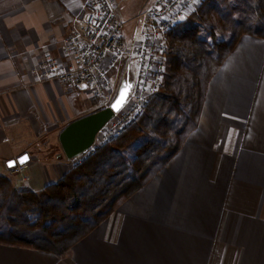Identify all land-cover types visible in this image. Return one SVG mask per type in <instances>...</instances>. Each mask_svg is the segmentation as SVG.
<instances>
[{
  "label": "crops",
  "instance_id": "crops-1",
  "mask_svg": "<svg viewBox=\"0 0 264 264\" xmlns=\"http://www.w3.org/2000/svg\"><path fill=\"white\" fill-rule=\"evenodd\" d=\"M114 1L125 24L135 22L111 68L115 89L133 76L134 18L151 0ZM85 5L0 0V174L21 192L38 193L75 165L58 136L100 109L88 88L36 73L47 53L64 61L63 40ZM22 154L26 168L12 173L6 162ZM0 264H264V38H238L207 83L194 129L106 219L60 256L0 243Z\"/></svg>",
  "mask_w": 264,
  "mask_h": 264
},
{
  "label": "trees",
  "instance_id": "trees-1",
  "mask_svg": "<svg viewBox=\"0 0 264 264\" xmlns=\"http://www.w3.org/2000/svg\"><path fill=\"white\" fill-rule=\"evenodd\" d=\"M243 34L264 38V0H203L169 32L160 90L122 135L38 193L0 174V243L60 256L106 219L194 129L209 79Z\"/></svg>",
  "mask_w": 264,
  "mask_h": 264
},
{
  "label": "built area",
  "instance_id": "built-area-1",
  "mask_svg": "<svg viewBox=\"0 0 264 264\" xmlns=\"http://www.w3.org/2000/svg\"><path fill=\"white\" fill-rule=\"evenodd\" d=\"M202 1L151 0L134 18L137 38L131 50L136 67L129 95L120 110L97 132L91 146L73 158L74 164L136 122L150 98L160 90L166 71L169 32ZM124 26L114 0H86L84 13L69 27L63 40L64 61L45 54L36 71L37 79H56L70 86L86 87L100 109L107 107L115 96L111 68L121 62L126 52ZM25 168V163L16 164L10 170L19 174Z\"/></svg>",
  "mask_w": 264,
  "mask_h": 264
},
{
  "label": "water",
  "instance_id": "water-1",
  "mask_svg": "<svg viewBox=\"0 0 264 264\" xmlns=\"http://www.w3.org/2000/svg\"><path fill=\"white\" fill-rule=\"evenodd\" d=\"M130 86V87H129ZM132 86V79L127 75L121 82L117 93L115 94L113 100L107 107L101 108L93 113L82 116L68 123L60 132L58 136L59 145L69 159H73L79 154L85 152L93 143L97 132L115 115L116 112L125 103L130 89ZM127 89V95L122 106L118 109L113 108V104L120 97L121 89ZM27 157V159L21 163V158ZM29 157L27 154H22L15 159H10L6 162L8 168H13L16 164H24L28 161ZM9 162H14L13 166H9Z\"/></svg>",
  "mask_w": 264,
  "mask_h": 264
},
{
  "label": "rangeland",
  "instance_id": "rangeland-1",
  "mask_svg": "<svg viewBox=\"0 0 264 264\" xmlns=\"http://www.w3.org/2000/svg\"><path fill=\"white\" fill-rule=\"evenodd\" d=\"M197 9L198 8H196L194 11H192V13H190L184 20H186L187 18H189V16H191L193 13H195V12H197ZM117 12H118V15H119V17L121 18V20L123 21V18H122V16H121V14H120V8H118V6H117ZM183 20V21H184ZM182 21V22H183ZM134 26H135V22H131V23H128V24H125V26H124V31H127V32H129V31H132V29L134 28ZM169 34H168V39H167V44H168V48H169ZM167 48V49H168ZM127 75H125L124 76V78L126 77ZM128 76H129V78L130 79H132V72H129V74H128ZM124 78H122L121 77V80L119 81V82H117L116 83V86L118 87V86H120V84H121V82H122V80L124 79ZM115 87V86H114ZM116 87V88H117ZM116 88L114 89V92H115V94L117 93V91H116ZM40 146V145H39ZM50 147V146H49ZM48 147V148H49ZM43 151V150H42Z\"/></svg>",
  "mask_w": 264,
  "mask_h": 264
},
{
  "label": "snow or ice",
  "instance_id": "snow-or-ice-1",
  "mask_svg": "<svg viewBox=\"0 0 264 264\" xmlns=\"http://www.w3.org/2000/svg\"><path fill=\"white\" fill-rule=\"evenodd\" d=\"M180 19H184V17L181 16ZM129 87H130V86H129ZM126 95H127V89H126V88H122V89H121L120 97L117 98V100L115 101V103L112 105L113 108L118 109L119 106H122V104H123L124 101H125V97H126ZM26 159H27V157H23V158H21V161H20V162L23 163ZM13 163H14V162H9V166H10V167L13 166Z\"/></svg>",
  "mask_w": 264,
  "mask_h": 264
}]
</instances>
